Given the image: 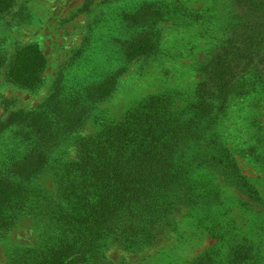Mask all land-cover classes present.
<instances>
[{
	"label": "rangeland",
	"instance_id": "rangeland-1",
	"mask_svg": "<svg viewBox=\"0 0 264 264\" xmlns=\"http://www.w3.org/2000/svg\"><path fill=\"white\" fill-rule=\"evenodd\" d=\"M8 8L0 13V182L8 191L0 264H40L66 241L53 212L65 210L60 184L80 139L150 118L195 128L162 167L178 182L164 203L125 213L99 239L94 264H264V63L232 58L244 45L232 0H11ZM34 45L46 62L39 81H11V61ZM220 59L228 91L215 98L225 80L208 83V73ZM38 107L54 125L29 140L14 114ZM30 144L45 160L40 171L3 165ZM193 191L203 199L196 208L185 205Z\"/></svg>",
	"mask_w": 264,
	"mask_h": 264
},
{
	"label": "trees",
	"instance_id": "trees-1",
	"mask_svg": "<svg viewBox=\"0 0 264 264\" xmlns=\"http://www.w3.org/2000/svg\"><path fill=\"white\" fill-rule=\"evenodd\" d=\"M10 4L11 0H0V13ZM232 6L240 27L241 43L244 44L242 53L235 50L231 54L232 58L240 55V62H249L257 55L264 63V0H232ZM234 49L235 43H232L230 50ZM45 63L40 49L36 45L28 46L11 61L8 76L20 85H33L42 76ZM225 63L226 60L220 59L217 71L214 68L208 73V83L225 80L223 87L211 93L215 98H224L228 91ZM206 86V83L203 84L202 90ZM107 94L105 92L103 96ZM39 109L41 107L14 114L17 118L15 122H23L28 127L29 140L37 138V135L45 136V129L54 125L42 119V113L37 112ZM192 121L202 122V119L196 116ZM194 130L191 121L168 125L157 118H150L141 127H120L117 133L106 138L80 139L77 161L60 184V205L66 204L65 210L57 207L53 212L56 215L55 233L64 228L66 241L63 237L56 240V245L50 246L48 256L40 264H94L98 257L95 249L99 239L118 227L125 213H130L135 205L155 201L164 203L166 190L169 187L172 189L178 178L166 177V169L162 167H166L169 159L178 154L182 142ZM20 137L17 134L14 138L13 153L20 145ZM38 142L44 146L50 143L47 137ZM34 151L40 152L38 147L30 144L21 159L16 158L17 153L12 154L7 156L3 165L23 171V174L37 173L43 168L45 160L40 154H34ZM6 184L0 182V214L8 205L7 199H3L8 192L4 189ZM155 193L157 196L153 199ZM186 202L185 205L196 208L203 199H196L193 191ZM66 214L64 227L59 226ZM147 215L146 211L140 213V217Z\"/></svg>",
	"mask_w": 264,
	"mask_h": 264
}]
</instances>
